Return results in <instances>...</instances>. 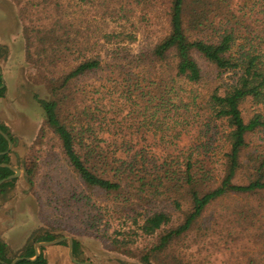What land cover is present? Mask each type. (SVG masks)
<instances>
[{"label":"trees","instance_id":"16d2710c","mask_svg":"<svg viewBox=\"0 0 264 264\" xmlns=\"http://www.w3.org/2000/svg\"><path fill=\"white\" fill-rule=\"evenodd\" d=\"M77 1L87 5L93 0ZM167 3L168 34L152 48L132 56L127 69L115 57L119 64L113 70L119 69L127 83L120 98L130 105L128 108L107 105L105 101L114 99L115 94L108 93L107 97L104 92L94 90L91 100L92 91L98 97L91 102V113L88 109L77 112L76 106L71 112L66 108L68 88L104 69L100 55L70 69L60 79L61 83L58 80L49 87L50 99L38 100L48 126L61 142L65 159L86 188L113 196L114 202H123L114 211L106 210L108 223L115 220L123 224L110 237L113 245L128 253L137 239L156 238L154 245L145 249L142 264L185 263L181 254L170 250L190 235L200 240L216 236L214 227L203 229L201 224L209 207L227 196L264 195V151L252 141L264 132V0H168ZM114 38L122 37L106 36V43ZM40 41L60 43V38L48 31ZM121 52L115 49L113 56ZM197 55L219 77L234 75L231 83L209 93L205 109L197 104V97L185 99L183 94L184 87L204 80ZM3 85L0 69V97L6 90ZM248 101L258 111L245 120L242 106ZM197 110L205 114L202 117L198 114L202 123L193 122L201 135L207 138L209 133L224 129L220 164L213 161L206 148L203 153L192 148L186 151V147L181 151L179 146L173 152L160 149L163 157H159L152 153L153 147L147 150L142 144L150 130H155L164 141L172 129L179 141L186 133L181 123H190ZM0 129L15 142L8 127L0 124ZM8 148V141L0 134V165H11V152L5 154ZM12 175L14 172L9 168L0 166V181ZM25 176L35 186V168L28 169ZM16 183L17 179L3 183L0 194L14 188ZM156 202L169 204L177 215L155 209ZM103 216L100 212L91 215L92 227L104 220ZM62 231L58 224L42 227L15 254H10L0 240V261L12 264L15 259L24 258L16 264H48L44 247L40 248L39 257L32 260L36 256L35 245L64 237ZM73 242V254L78 258L80 244L75 238Z\"/></svg>","mask_w":264,"mask_h":264},{"label":"rangeland","instance_id":"374dc122","mask_svg":"<svg viewBox=\"0 0 264 264\" xmlns=\"http://www.w3.org/2000/svg\"><path fill=\"white\" fill-rule=\"evenodd\" d=\"M167 2L93 0L81 5L77 0H0V69L6 88L4 96L0 97V124L8 127L15 139L10 166L22 172L14 188L0 194V240L10 250L24 246L33 232L51 224L63 227L60 233L64 237L79 242L78 258L74 257L82 263L142 264L145 249L156 242V238L137 239L128 253L113 245L110 237L123 224L115 220L108 223L106 210L114 211L116 205L123 202H114L115 197L86 188L65 159L61 142L48 126L38 100L50 99L49 87L70 69L91 56L100 55L104 69L68 88L66 108L71 112L76 106L77 112L88 109L91 113V102L98 97L92 91L91 100V90L104 92L107 97L108 93L115 94L114 99L105 103L128 108L130 105L120 98L127 83L119 69L113 70L119 64L115 57H119L121 65L127 69L132 56L152 48L168 34ZM48 31H53L60 43L41 42L40 38ZM113 34L122 38L106 43L105 37ZM115 49L122 50L119 56H113ZM197 61L204 80L184 87L183 94L185 99L197 97V104L205 109L209 93L231 83L234 75L227 73L219 77L198 55ZM242 108L245 120L258 111L250 101ZM199 113L200 117L205 115L197 110L190 123H181L186 133L179 141L172 129L164 141L155 130H150L142 144L147 150L153 147L152 153L159 157H163L160 149L173 152L179 146L186 147V151L192 148L203 153L206 148L213 161L220 164L224 129L209 133L207 139L193 125V122L202 123ZM252 141L264 151V132ZM32 168L36 172L35 186H31L25 176ZM94 203L97 208H93ZM154 205L157 210L177 215L169 204L156 202ZM187 208L185 204L184 209ZM98 212L105 219L92 227L91 215ZM201 224L203 229L214 227L217 234L203 240L190 235L175 244L170 251L181 254L185 258L183 264H264V195L227 196L207 209ZM64 242L67 245L62 246L61 254V246L51 247V254L44 252L47 262L74 264L68 257V241Z\"/></svg>","mask_w":264,"mask_h":264},{"label":"water","instance_id":"95a60500","mask_svg":"<svg viewBox=\"0 0 264 264\" xmlns=\"http://www.w3.org/2000/svg\"><path fill=\"white\" fill-rule=\"evenodd\" d=\"M4 87V85L2 86V88ZM1 89V88H0ZM0 134L3 135L5 137V139L8 141L9 143V148H8V151L5 153V154H8L11 152V149L13 147V143L12 141L9 139V137L4 134L1 129H0ZM2 154V153H0ZM0 166H3V167H7L9 168L12 172H14V175L10 176L9 178L7 179H4L2 181H0V186L5 183L6 181L8 180H12V179H17L18 177L21 176V170L17 169V168H14L10 165H6V164H3V165H0ZM64 241H68V245H69V258L70 260L74 263V264H91V263H82V262H79L75 257H74V254H73V245H74V242L72 239L70 238H66V237H63V238H59L57 240H54V241H50V242H39L35 245V253H36V256L35 258H33L32 260H35L37 257H39L40 255V252H39V249L41 247H47V246H55L57 244H60ZM20 260H24V258H17L13 261L12 264H16L17 262H19ZM1 264H3L2 261H0Z\"/></svg>","mask_w":264,"mask_h":264},{"label":"crops","instance_id":"0c3cea01","mask_svg":"<svg viewBox=\"0 0 264 264\" xmlns=\"http://www.w3.org/2000/svg\"><path fill=\"white\" fill-rule=\"evenodd\" d=\"M31 237V236H30ZM30 237L27 239V241L25 242V244H24V246H22V247H20L19 249H17V250H10V248L7 246V250L10 252V254H15V253H18L20 250H22L27 244H28V241L30 240ZM63 243V242H62ZM62 243H60V244H57V245H55V246H61V248L59 249V251H60V254L63 252V244ZM6 244V243H5ZM55 246H47V247H44L45 249H44V252H48V254L50 253L51 254V252H52V250H50V248L51 247H55ZM42 248V247H41ZM40 250V249H39ZM40 252V251H39ZM59 254V255H60ZM68 257H69V245H68ZM48 262H49V260H48ZM49 264H50V262H49Z\"/></svg>","mask_w":264,"mask_h":264},{"label":"flooded vegetation","instance_id":"af4514ba","mask_svg":"<svg viewBox=\"0 0 264 264\" xmlns=\"http://www.w3.org/2000/svg\"><path fill=\"white\" fill-rule=\"evenodd\" d=\"M22 173V172H21Z\"/></svg>","mask_w":264,"mask_h":264}]
</instances>
